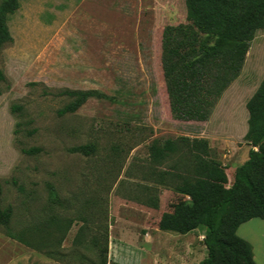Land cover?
<instances>
[{
	"label": "rangeland",
	"instance_id": "1",
	"mask_svg": "<svg viewBox=\"0 0 264 264\" xmlns=\"http://www.w3.org/2000/svg\"><path fill=\"white\" fill-rule=\"evenodd\" d=\"M189 23L185 0H20L8 20L12 40L0 52V206L13 208L15 232L53 214L72 226L62 255H48L0 226V264L99 261L97 251L74 242L86 208L109 225L108 264H193L207 256L203 231L159 229L162 214L188 199L173 189L182 172L173 166L184 150L155 162L151 145L206 138L233 181L252 148L245 140L247 102L264 79V30L210 118L183 121L171 113L162 39L166 26ZM65 90L107 97L60 115L74 100ZM91 143V155L71 151ZM56 197L61 206L53 205ZM238 234L264 264V220L243 223Z\"/></svg>",
	"mask_w": 264,
	"mask_h": 264
},
{
	"label": "trees",
	"instance_id": "2",
	"mask_svg": "<svg viewBox=\"0 0 264 264\" xmlns=\"http://www.w3.org/2000/svg\"><path fill=\"white\" fill-rule=\"evenodd\" d=\"M185 5L190 23L168 25L163 31L162 69L173 117L207 121L217 100L239 76L251 42L264 30V0H185ZM19 7L20 0H5L0 5V52L12 40L8 20ZM63 93L74 100L59 111L60 115L77 111L90 98L107 97L98 90ZM247 110L245 140L252 148L231 183L206 138L183 136L151 145L155 162L183 147V158L173 166L182 170L173 189L188 199L162 214L159 229L181 234L204 232L207 256L193 264H257L252 244L238 229L251 219L264 220V79L248 100ZM71 151L88 156L96 147L84 144ZM52 203L62 205L58 197ZM87 209L79 212L83 224L74 242L76 247L97 251L99 261L91 264H108L109 225L101 212ZM13 215L11 206H0V226L9 236L48 255H62L59 249L72 226L71 219L53 214L32 229L15 232L9 227Z\"/></svg>",
	"mask_w": 264,
	"mask_h": 264
}]
</instances>
